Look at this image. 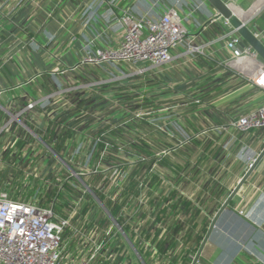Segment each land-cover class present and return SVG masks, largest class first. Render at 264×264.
<instances>
[{
	"label": "crops",
	"instance_id": "crops-1",
	"mask_svg": "<svg viewBox=\"0 0 264 264\" xmlns=\"http://www.w3.org/2000/svg\"><path fill=\"white\" fill-rule=\"evenodd\" d=\"M221 1L264 44V0ZM167 9L179 13L191 44L203 46L204 52L173 50L170 63L147 70L131 87L158 93L159 101L179 102L173 107L180 113L186 109L171 119L180 129H171L181 145L173 152L180 158L173 166L177 176L172 181L158 176L156 184L147 181L146 189L136 188L132 196L127 191L125 217L119 215L118 201L104 188H96L90 221L101 229L95 223L84 232L102 246L100 260L108 264H131L135 253L144 264L191 263L214 216L264 149V131L223 132L215 127L264 103V91L250 80L255 66L224 65L230 53L220 38L228 27L206 0H0V107L4 108L20 103L25 107L30 101L23 97H37L55 82L66 91H79L90 75H119L113 65L80 62L92 51L119 44L122 32L116 22L123 12L156 21ZM258 63L264 65L260 57ZM201 84L207 101L197 104ZM2 114L0 108V122ZM163 123L172 125L169 119ZM205 128L209 130L202 133ZM54 129L59 139L50 146L63 152L61 128ZM185 140L188 143L181 144ZM197 264H264V157L219 215Z\"/></svg>",
	"mask_w": 264,
	"mask_h": 264
},
{
	"label": "rangeland",
	"instance_id": "rangeland-1",
	"mask_svg": "<svg viewBox=\"0 0 264 264\" xmlns=\"http://www.w3.org/2000/svg\"><path fill=\"white\" fill-rule=\"evenodd\" d=\"M105 65H113L119 75H90L79 91H66L67 87L55 82L37 97L22 98L33 103L32 108L21 103L0 107L5 113L0 122V192L22 199L36 198L42 205L55 202L75 230L66 234L70 254L76 252L80 242L78 232L95 227L96 222L90 218L95 214L92 209L96 188L102 191L104 188L107 196L116 199L121 209L119 215L125 217L122 208L126 192L131 195L136 188L141 192V188L146 189L147 181L156 184L158 176L174 180L177 172L173 166L180 160L173 153L180 143L172 138V131L180 129L171 119L181 116L186 109L180 113L173 107L174 100L159 101L158 93L145 94L131 87V82H138L137 78L145 73L144 66L134 65L137 69L131 70L122 63ZM199 87L197 100L206 103V87L203 84ZM173 110H178V115H173ZM165 119L172 125H165ZM52 124L57 129L63 128V152L45 140ZM215 127L223 132L224 128L229 130L227 124ZM11 137L16 140L11 141ZM68 138L69 143L65 141ZM20 142L23 146L19 150ZM186 143L188 140L181 144ZM97 174L98 177H91ZM96 227L100 232L98 222ZM134 256L131 264L145 263L140 260V253Z\"/></svg>",
	"mask_w": 264,
	"mask_h": 264
},
{
	"label": "built area",
	"instance_id": "built-area-1",
	"mask_svg": "<svg viewBox=\"0 0 264 264\" xmlns=\"http://www.w3.org/2000/svg\"><path fill=\"white\" fill-rule=\"evenodd\" d=\"M216 18L220 19V15ZM116 24L122 32L119 44L88 53L81 65H141L146 66L142 68L146 72L170 63L173 58L171 52L180 47L185 48V54L204 52L203 46L191 44L190 32L174 9H167L156 21L123 12ZM223 24L228 30L220 39L225 41L230 53V59L225 60L224 65L238 62L247 66L253 64V84L264 91V65L258 63V54L244 43L227 19H223ZM194 103L200 102L195 100ZM26 107L32 108L33 103H28ZM227 125L236 133L264 131V103ZM55 204L42 205L36 198L22 199L0 192V264H94L98 258H104L100 253L102 246L97 245L93 235L87 232H78L80 242L76 252L69 253L66 246L70 240L66 234L75 230L68 218L56 210ZM100 263H103L102 260Z\"/></svg>",
	"mask_w": 264,
	"mask_h": 264
},
{
	"label": "water",
	"instance_id": "water-1",
	"mask_svg": "<svg viewBox=\"0 0 264 264\" xmlns=\"http://www.w3.org/2000/svg\"><path fill=\"white\" fill-rule=\"evenodd\" d=\"M206 1L214 8V10L218 13V15H220L223 19H227L229 21L230 26L238 32V34L243 38V40L258 54V56L264 63V44L253 34V32H251L245 26V24L231 12V10L223 1L221 0H206ZM263 157H264V149L261 152V154L258 156V158L255 159L254 162L251 164L245 176L241 179V181L236 186L234 191L231 193V195L221 206L217 214L214 216L191 264H197L201 256L202 250L208 241V238L215 226V223L219 215L223 212V210H225L228 207L229 203L231 202V200L233 199L239 188L247 180L251 172L254 170L255 166L260 162V160Z\"/></svg>",
	"mask_w": 264,
	"mask_h": 264
},
{
	"label": "trees",
	"instance_id": "trees-1",
	"mask_svg": "<svg viewBox=\"0 0 264 264\" xmlns=\"http://www.w3.org/2000/svg\"><path fill=\"white\" fill-rule=\"evenodd\" d=\"M54 124H52V128L49 130V132H48V137L50 136L51 137V139L49 140V139H47L46 140V137H45V140L47 141V143L48 144H50V143H52V141L53 140H55V139H59L57 136H56V131H54L55 129V126H53ZM62 129L63 128H61V130L60 131H62ZM12 140H14L15 141V138L14 137H12ZM22 146H23V143L22 142H20V143H17V147H18V149L20 150L21 148H22ZM58 147V146H57ZM100 150H101V148H100ZM98 154H99V152H98ZM95 194H96V192H95ZM48 196V195H47ZM55 207H56V210L59 212V210H58V208H57V206L55 205ZM107 210L109 209L108 207H105ZM101 262V260L100 259H97L95 262H94V264H106V263H100Z\"/></svg>",
	"mask_w": 264,
	"mask_h": 264
},
{
	"label": "snow or ice",
	"instance_id": "snow-or-ice-1",
	"mask_svg": "<svg viewBox=\"0 0 264 264\" xmlns=\"http://www.w3.org/2000/svg\"><path fill=\"white\" fill-rule=\"evenodd\" d=\"M262 83H264V81H262Z\"/></svg>",
	"mask_w": 264,
	"mask_h": 264
},
{
	"label": "bare ground",
	"instance_id": "bare-ground-1",
	"mask_svg": "<svg viewBox=\"0 0 264 264\" xmlns=\"http://www.w3.org/2000/svg\"><path fill=\"white\" fill-rule=\"evenodd\" d=\"M262 81H264V80H262Z\"/></svg>",
	"mask_w": 264,
	"mask_h": 264
}]
</instances>
